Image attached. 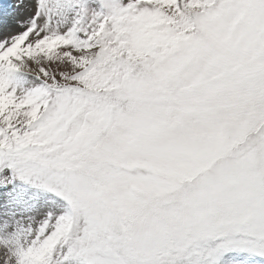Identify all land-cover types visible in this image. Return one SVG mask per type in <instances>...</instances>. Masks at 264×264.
<instances>
[{"label":"snow or ice","instance_id":"6c2138e0","mask_svg":"<svg viewBox=\"0 0 264 264\" xmlns=\"http://www.w3.org/2000/svg\"><path fill=\"white\" fill-rule=\"evenodd\" d=\"M0 264H264V0H0Z\"/></svg>","mask_w":264,"mask_h":264}]
</instances>
